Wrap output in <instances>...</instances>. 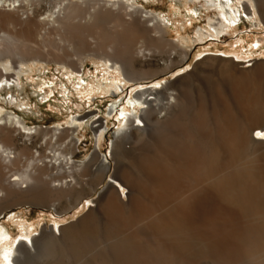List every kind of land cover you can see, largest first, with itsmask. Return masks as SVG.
<instances>
[{
	"label": "bare ground",
	"instance_id": "1",
	"mask_svg": "<svg viewBox=\"0 0 264 264\" xmlns=\"http://www.w3.org/2000/svg\"><path fill=\"white\" fill-rule=\"evenodd\" d=\"M65 1L51 3L62 6ZM262 1L248 0L264 19ZM41 2L0 0V12L17 14L26 8L31 22ZM90 2L92 8L100 7L99 0ZM78 6L71 2L68 7ZM112 6L125 10L119 3ZM124 12L137 27L134 45L70 52L73 42L62 37L55 41L59 53L54 55L44 54L42 38L35 46L19 40L21 33L32 36L20 17H0L7 27L0 34V89L9 86L12 73L19 81L28 63L53 62L74 70L76 61L88 55L139 84L187 59L165 40L157 18ZM220 15L217 24L208 26L212 32H199L200 41L226 32L228 25ZM53 16L43 24L54 25ZM172 52L180 58H171ZM145 53L162 57L166 65L161 70L150 63L138 66ZM105 81L97 92L111 90ZM130 103L143 108L139 116L122 111L126 122L112 142V182L58 235L43 231L15 249L8 228L1 226L0 264H264V140L254 137L264 131V61L240 68L232 60L210 57L160 89L137 92ZM100 129L95 131L97 142L103 135H98ZM71 131L53 129L49 136L51 132L29 128L19 116L0 108V214L17 205L63 214L90 199L112 167L97 155L77 167ZM41 135L40 150L29 157L23 158L30 152L28 145L15 150L19 136L30 142ZM21 160L26 165L19 169ZM117 185L127 191L125 199ZM16 225L28 234L25 221Z\"/></svg>",
	"mask_w": 264,
	"mask_h": 264
},
{
	"label": "rangeland",
	"instance_id": "2",
	"mask_svg": "<svg viewBox=\"0 0 264 264\" xmlns=\"http://www.w3.org/2000/svg\"><path fill=\"white\" fill-rule=\"evenodd\" d=\"M51 1L41 2L34 11L32 18L35 19L31 22L27 21V15L24 14L26 8H21L17 14L2 11L0 17L4 20L20 17L22 21L27 22L25 29H31L32 36L27 38L21 33L18 34L19 40L21 42L26 40L35 46L43 39L44 54L54 55L59 53L53 47L55 41L62 37L73 42L68 50L70 52L88 47L96 51L110 45L118 48L126 44L134 45L138 32L129 17H124V11L127 10L134 14L136 12L138 16L157 18L164 31L165 40L174 43L188 57L174 70L161 73L155 79L139 84L129 83L119 70L111 69L109 64L88 55H85L86 59L84 58L82 62H77V58L72 57L77 64L74 70L53 62H39L23 66L19 81L16 74L12 73L14 77L8 81L9 86L0 89V108L4 114H16L29 128L41 129L44 132H51L53 129L62 131L72 127L70 139L73 140L74 164L81 167L97 155L103 164L110 163L112 167L90 199L82 201L79 206L66 213L58 214L54 209L23 205L12 206L2 211L0 227L8 228L11 241L15 242V249L21 242L30 244V241L39 238L43 231H53L58 235L59 229L81 218L92 206L89 201H94L112 182L114 169L112 142L123 130L126 122L125 116L121 115L123 110H126L125 113L129 116L141 114L143 107L130 103L135 100L137 92L149 88L160 89L191 72L210 57L232 60L240 68H248L255 62L264 61V19L254 4L252 2L250 4L248 0H209L210 2L208 0H99L100 7L94 8H92L93 2L88 3L92 0H68L62 3V6ZM105 1L109 4L103 5ZM71 2L79 6L70 8L74 10L70 13L68 6ZM113 3H119L125 10H118L117 7L112 6ZM261 6L260 10L264 14V0ZM221 13L228 25L226 32L215 37L207 35L200 41L199 32L201 30L204 33L212 32L208 26L217 24ZM28 14L30 16L31 12L29 11ZM51 14L56 17V23L43 24V20L49 19ZM151 25L152 23L148 24ZM6 28V25L0 22V34L4 33ZM44 36L47 37L45 41ZM173 54L174 52L169 54L171 58H180V54ZM145 55L144 58L141 56L138 58V66L150 63L161 70L166 65L160 56L148 53ZM167 58L168 55H165L164 59ZM3 81L6 82L5 78ZM104 81L106 84H112L111 90L105 94L96 91ZM19 105H23L22 110H19ZM75 120L78 122L73 123ZM99 126H102V129L99 130L98 135L100 133L103 135L100 142H97L95 131ZM258 133L264 134V131ZM51 134L52 132L49 136ZM20 137L15 150L21 147V144H26L30 148V152H25L23 158L40 150L42 135L30 142ZM254 137L257 140H264V136H258L257 132ZM24 165L26 161L21 160L19 169ZM117 187L122 198L125 199L127 191L118 185ZM19 221H25L29 226L28 234L26 233L29 239L25 231L23 232L16 225Z\"/></svg>",
	"mask_w": 264,
	"mask_h": 264
},
{
	"label": "snow or ice",
	"instance_id": "3",
	"mask_svg": "<svg viewBox=\"0 0 264 264\" xmlns=\"http://www.w3.org/2000/svg\"><path fill=\"white\" fill-rule=\"evenodd\" d=\"M253 47H259L258 45H253ZM156 87H159V85H156ZM137 123H139V121H137ZM258 136H264V134L261 133H257Z\"/></svg>",
	"mask_w": 264,
	"mask_h": 264
}]
</instances>
